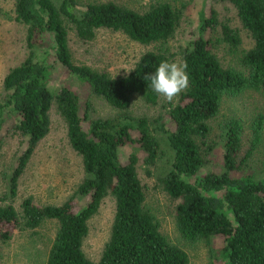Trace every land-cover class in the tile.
<instances>
[{"label":"trees","instance_id":"obj_1","mask_svg":"<svg viewBox=\"0 0 264 264\" xmlns=\"http://www.w3.org/2000/svg\"><path fill=\"white\" fill-rule=\"evenodd\" d=\"M218 1L234 7L253 43L241 55L240 70L223 67L205 38L207 31L220 26V41L231 48L240 44L237 31L220 25L213 12L208 18L200 14L197 37L177 55L167 44L181 12L169 3L137 12L114 2L81 7L77 0H14V19L25 27L26 57L2 81L0 131L6 118L13 117L9 131L24 138L25 147L0 198L1 242L9 241L15 231H33L52 220L57 229L45 264H188L187 254L160 233L158 220L145 208L137 173V154L142 152L147 174L176 202L175 227L182 240L203 243L210 264H264V178L238 175L261 142L264 118H254L243 155L244 128L238 119L224 121L218 141L210 140L211 122L225 98L246 91L264 94V0ZM102 29L153 48L122 77L75 64L69 32L86 44ZM177 56L187 62V90L168 103L164 115L133 114L134 98L152 108L159 104L160 97L144 77L161 61H176ZM58 66L86 86L89 95L101 98L113 116L92 118L88 101L69 86L51 88ZM53 106L66 125L71 149L81 159L83 178L74 196L59 206H37L27 197L16 210L19 179L49 132ZM126 146L133 151L123 160L120 151ZM215 152L220 155V172H205L207 158ZM107 196L114 200V216L109 239L94 263L85 256L83 241L89 219ZM75 197L86 198V205L75 210Z\"/></svg>","mask_w":264,"mask_h":264},{"label":"rangeland","instance_id":"obj_2","mask_svg":"<svg viewBox=\"0 0 264 264\" xmlns=\"http://www.w3.org/2000/svg\"><path fill=\"white\" fill-rule=\"evenodd\" d=\"M83 7L91 3L114 2L117 5L143 12L151 4L169 3L181 12V19L174 36L169 40V49L178 55L180 49L195 39L198 33L200 14L208 18L213 12L220 25L236 30L240 39L237 48H231L220 41V26L207 31L205 38L210 41L212 52L225 68L240 70L241 55L251 49L253 43L242 28L232 5L218 0H77ZM70 33V50L75 64L88 67L93 71L105 73L111 78L127 75L140 56L153 47H143L131 42L120 32L97 30L95 38L86 44L76 41ZM26 57L25 27L14 19V0H0V102L4 97L2 81L7 72L18 66ZM176 62H180L179 56ZM69 86L82 100H87L92 118H107L114 111L101 99L89 95L88 88L76 83L61 66L55 70L50 87L57 89ZM178 98V97H177ZM176 100L173 102L175 103ZM168 103L161 97L159 104L149 107L140 98L132 101L131 112L137 116L164 115ZM264 118V94L246 91L235 97L225 98L218 116L211 122L210 140L218 141L219 125L229 118L238 119L244 128L241 155L248 149L250 127L254 118ZM50 126L48 134L39 142L26 169L18 182V194L14 201L16 210L21 202L31 197L37 206H59L74 196L83 178L80 157L71 149L67 139V129L63 119L53 106L49 112ZM13 117L6 118L0 131V198L6 191L7 177L13 170L18 156L25 147V139L9 131ZM172 128V126H169ZM133 149L126 146L120 156L127 159ZM137 173L145 194V208L158 220L160 233L173 245L181 248L188 256V264H210L207 247L199 243H188L181 239L175 227L176 202L169 198L156 182L153 175L146 172L143 165V153L138 152ZM161 162H158L160 164ZM204 171L220 172L219 152L207 158ZM154 174L153 169H149ZM238 175H249L255 179L264 178V129L258 148L251 155L246 168ZM86 198L75 197V210L83 208ZM4 203L0 200V206ZM114 200L107 196L97 213L88 221V235L83 241L85 256L94 263L100 259L104 245L109 239L113 216ZM57 223L52 220L43 222L33 231H15L9 241H0V264H45L51 247ZM219 241L215 247L219 248Z\"/></svg>","mask_w":264,"mask_h":264},{"label":"clouds","instance_id":"obj_3","mask_svg":"<svg viewBox=\"0 0 264 264\" xmlns=\"http://www.w3.org/2000/svg\"><path fill=\"white\" fill-rule=\"evenodd\" d=\"M145 80L154 93L167 103H173L189 86L187 62L161 61L153 73L146 74Z\"/></svg>","mask_w":264,"mask_h":264}]
</instances>
